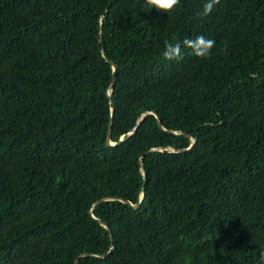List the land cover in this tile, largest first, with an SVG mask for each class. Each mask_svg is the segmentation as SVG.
Wrapping results in <instances>:
<instances>
[{"label":"trees","instance_id":"obj_1","mask_svg":"<svg viewBox=\"0 0 264 264\" xmlns=\"http://www.w3.org/2000/svg\"><path fill=\"white\" fill-rule=\"evenodd\" d=\"M206 2L0 0V264H264V0Z\"/></svg>","mask_w":264,"mask_h":264},{"label":"clouds","instance_id":"obj_2","mask_svg":"<svg viewBox=\"0 0 264 264\" xmlns=\"http://www.w3.org/2000/svg\"><path fill=\"white\" fill-rule=\"evenodd\" d=\"M149 9L155 7L156 9H170L177 0H146ZM213 0H207L204 4L203 11L207 13L212 7ZM213 40L207 38L203 34H196L192 37H184L182 41L176 43H166L163 50V55L167 59H177L182 55V47L188 49L191 53L198 57H206L213 45ZM261 257L264 258V251L261 252Z\"/></svg>","mask_w":264,"mask_h":264},{"label":"water","instance_id":"obj_3","mask_svg":"<svg viewBox=\"0 0 264 264\" xmlns=\"http://www.w3.org/2000/svg\"><path fill=\"white\" fill-rule=\"evenodd\" d=\"M101 19H102V16L100 17V22H101ZM100 41H102L101 37H100ZM107 61L111 63L112 68H113L112 80H111V83H110V85H109V87H108V90H107V94L110 95V93H111V91H112V89H113V86H114V82H115V73H116V70H117V66H116V64L113 63L112 61H109V60H107ZM110 102H111V101H110ZM144 115H145V114H142V115L140 116L139 120H140ZM156 117H157V119H158L159 126H160L163 130H165V131H167V132H169V133H175V134L179 133V132H177V131L166 130V129H164L163 126H162V124H161V121H160L159 117H158V116H156ZM137 126H138V124H137V125L131 130V131H129V132L127 133V136H126V137H121L120 140H119L117 143H112V142L110 141V133H111V122H110V123H109L108 131H107V136H106L107 144H108V145H115V144H118V143L123 142L124 140H126L128 137H130V136L136 131ZM192 141L194 142V139H192ZM155 150H162V149H161V148H151V149L147 150V151L141 156L140 161H139V165H140V169H141L142 172H143V167H142V158H143V156H144L145 154H147V153H149V152H152V151H155ZM171 151H174V152H182V151H184V149H178V150H175V149H172V148H171ZM143 174H144V173H143ZM142 190H143V189H142ZM141 198H142V192H141V194H140L139 201H138L136 204H132L130 201H127V200H124V199H119V200L122 201V202H124V203H126V204H128V205H130V206H132L133 208L137 209V208H139V206H140V200H141ZM110 199H113V198H103V199L97 201L94 205H97V204H99V203H101V202H103V201H107V200H110ZM90 213H92V210H90ZM96 220H97L102 226H104L105 228H107L108 231H110V230H109V227H108L105 223H103V222L100 221L99 219H96ZM111 241H112V237H111ZM86 255H91V254H88V253H83V254H82V256H86ZM77 261H78V258L75 259L74 264H77Z\"/></svg>","mask_w":264,"mask_h":264}]
</instances>
